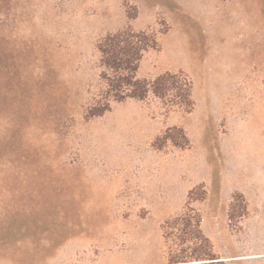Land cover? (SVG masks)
Returning a JSON list of instances; mask_svg holds the SVG:
<instances>
[{"label": "rangeland", "instance_id": "374dc122", "mask_svg": "<svg viewBox=\"0 0 264 264\" xmlns=\"http://www.w3.org/2000/svg\"><path fill=\"white\" fill-rule=\"evenodd\" d=\"M125 28L158 41L137 77L182 73L190 112L86 119ZM188 206L223 264H264V0H0V264H167Z\"/></svg>", "mask_w": 264, "mask_h": 264}, {"label": "trees", "instance_id": "16d2710c", "mask_svg": "<svg viewBox=\"0 0 264 264\" xmlns=\"http://www.w3.org/2000/svg\"><path fill=\"white\" fill-rule=\"evenodd\" d=\"M157 48L158 41L153 33L136 32L130 28L107 34L98 42L96 49L104 87L101 97L88 109L87 120L103 116L110 110L112 102L120 103L128 99L144 101L150 96L163 102L169 109L192 110V85L182 73L164 72L153 79L137 77L144 56ZM174 130L180 134V140L170 136L172 130L167 129L162 137L163 144L170 141L181 149L187 147L188 139L183 130ZM163 144H158L157 148H162ZM162 230L165 237L178 242L176 250H171L167 264L224 263L204 235L201 217L192 207L188 206L180 216L165 222Z\"/></svg>", "mask_w": 264, "mask_h": 264}]
</instances>
